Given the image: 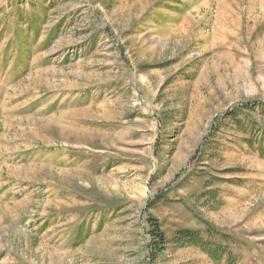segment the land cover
<instances>
[{
	"label": "rangeland",
	"instance_id": "rangeland-1",
	"mask_svg": "<svg viewBox=\"0 0 264 264\" xmlns=\"http://www.w3.org/2000/svg\"><path fill=\"white\" fill-rule=\"evenodd\" d=\"M0 264H264V0H0Z\"/></svg>",
	"mask_w": 264,
	"mask_h": 264
},
{
	"label": "trees",
	"instance_id": "trees-1",
	"mask_svg": "<svg viewBox=\"0 0 264 264\" xmlns=\"http://www.w3.org/2000/svg\"><path fill=\"white\" fill-rule=\"evenodd\" d=\"M179 233H180L181 239H184V240L186 239L187 241L195 242L199 245L205 243L203 242L204 240L198 234L194 233L191 230L184 229V230H181Z\"/></svg>",
	"mask_w": 264,
	"mask_h": 264
}]
</instances>
